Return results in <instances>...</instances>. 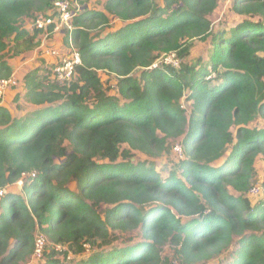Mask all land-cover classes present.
<instances>
[{"label":"trees","instance_id":"trees-1","mask_svg":"<svg viewBox=\"0 0 264 264\" xmlns=\"http://www.w3.org/2000/svg\"><path fill=\"white\" fill-rule=\"evenodd\" d=\"M54 1L0 0V78L13 74L10 51L39 45L42 30L24 22ZM81 1L66 33L82 58L74 79L35 69L25 84L37 109L14 116L0 103V264L35 254L40 235L53 247L32 264H166L167 244L182 264H264V180L262 197L249 195L264 159V126L253 125L264 123V0H234L245 18L217 32L219 0H106L103 11ZM113 19L122 26L110 29ZM209 38L208 63L152 67ZM102 73L115 76L117 93L106 92ZM171 139L184 156L168 177L133 161V150L161 157ZM136 230L141 241L114 244L117 231ZM60 245L83 256L59 259Z\"/></svg>","mask_w":264,"mask_h":264},{"label":"rangeland","instance_id":"rangeland-1","mask_svg":"<svg viewBox=\"0 0 264 264\" xmlns=\"http://www.w3.org/2000/svg\"><path fill=\"white\" fill-rule=\"evenodd\" d=\"M157 1L161 4H163V2H164V0H157ZM81 3H82V1H81ZM105 3H106V0H88V2L86 4L91 9L103 11V10H105ZM233 3H234V0H219L218 1L217 8L210 15V19L213 22V29L215 30V32L219 31L220 29L229 30L245 18L244 16H239L238 14H236L234 12ZM122 24L123 23L121 20H119V19L114 20L113 19L112 26L109 28L112 30H116L120 26H122ZM104 30L103 31L99 30L96 33L98 35H100L101 33L104 32ZM66 33H67V31L65 32V34L63 33V36L65 38L67 35ZM41 39H43L42 34H41ZM8 40H9L10 46H12L13 45L12 38H10ZM54 41H55V37L53 35L49 36L47 38V41H46L47 43L45 42L46 44L44 43L43 44L44 46L42 48H40L41 50L39 52V55H41L42 53H45V51L47 49L48 51H50V53L52 55L53 54L59 55L58 59L56 61L54 60L52 63H50L49 61L47 62L46 60L36 61L39 63L38 68L41 69L42 73L43 72L47 73L48 75L51 76V79H54L53 74H52L53 67L56 65V63L61 58H63L69 52V51L64 52L61 50H60V52H57L56 51L57 48L53 44ZM41 43H42V40H41L40 44ZM69 45H70V39H68V41L66 39L65 46L70 48ZM212 49H213V44H212L211 38H209L208 40H205V41L197 39L194 41V45L191 49L190 54L186 58L183 59L176 52V56L174 59L177 61V64L172 63L171 65H174V66L177 65V67H179V66H181V64L183 62L184 63L185 62L196 63V62H198L199 59L202 60V63L203 62L208 63L210 61ZM23 54L26 55L27 52L24 51L22 53H16V52L10 51L7 54L8 58L11 59L12 62L15 63L13 72H14L16 79H17V85H14L11 88H9L6 91L5 96L3 97V100L1 101V104L4 103L6 101L5 100L6 96H8V95L10 96L11 94H13L14 96L10 100L9 106L12 108V114L16 115V116H25L26 114L32 112V109H33L31 107L30 102H29L28 98L26 97V95L23 96L22 93H23L24 89L27 90V87L25 84V81H26L25 79H26L28 73H30L33 70L32 68L34 67V65H33L34 61H29L28 63L25 62L24 61L25 58H23L25 55L22 56ZM165 54H169V53H165ZM162 55H161L160 59L157 61L158 65H162L160 62L161 60L163 61ZM167 57L168 56H166V58ZM141 71H142V69H137V71L134 74L137 76L141 73ZM215 76H216V73L214 72L210 77H215ZM101 78H102V81L104 83V89L106 90L107 93H109V94L117 93V87H116L117 79L115 78V76L110 75L108 73H102ZM211 83L213 85L217 82L213 81ZM187 97L188 96H186L182 99V105H183V107H185L187 109V112L190 114L191 110H192V102ZM253 125L264 126V123H262L261 121H256ZM169 143H170V150L168 152L164 153L161 157L151 158L150 156L146 155L145 153H143L141 151L133 150L132 159L135 162H140V161H145V160H147L148 162H153L155 164L157 170L161 173L162 177L166 178L170 175V172L173 169H175V163L182 160L183 156H184V153H181L177 150V146L182 147V145H183L181 139H176V140L171 139ZM123 147L128 148V145L125 144V145H123ZM263 180H264V159L259 158L257 160L256 165H255L253 187L260 186L261 191L259 193L255 194L251 190L249 193L251 199L254 202L258 201L260 199V197H262ZM23 183H24V180L21 179L16 184V186L12 187V189L13 188L16 189V187L23 185ZM116 233H117L118 239L114 242V244L116 246H119V247L125 246L127 244H133V243H136V242L141 241L143 239L141 232L138 230L130 231L127 233H121V232L117 231ZM38 234H37V236H39ZM97 245L98 244L93 245L94 247H92V249L94 251H97V250L99 251L100 249H103V248H99ZM86 246H87V251H86V253H84V255L91 254V252H92V251H90L91 245L87 244ZM52 247H53L52 242L46 237V243H45V247L43 249L42 254L41 255H37V254L30 255V256L26 257L25 261L21 262V264H32V263H35L36 261L44 259V252L45 251L49 252L52 249ZM235 249H236V246H234L231 249V251L233 252ZM56 250L58 252L57 258L62 259V260L66 259L67 261H70L72 263L77 262L83 256V255H81L82 253L76 254V252L71 250L66 245L57 246ZM66 251H67V254L65 253ZM229 253L230 252H227L224 255L225 259ZM161 255H162V258L164 260V263H166V264H182V262L180 261V259L178 257L176 247H174L173 245L167 244L164 247H162ZM226 260H228V258ZM223 261L224 260L218 262L216 260V262H214V263H203V264H221Z\"/></svg>","mask_w":264,"mask_h":264},{"label":"built area","instance_id":"built-area-1","mask_svg":"<svg viewBox=\"0 0 264 264\" xmlns=\"http://www.w3.org/2000/svg\"><path fill=\"white\" fill-rule=\"evenodd\" d=\"M82 9L83 4L81 3V0H55L53 8L49 9L47 12L37 14L36 17L32 18V22L36 29L42 30L43 40L46 41L47 38L54 33H65V31L71 32L74 28V18ZM69 39V52L61 58L52 69L53 77L62 84L70 83L76 76L77 66L82 64L81 54L73 37L70 36ZM166 56L168 57L166 58ZM175 56L176 52H171L169 54L164 53L162 55L163 61L161 60L160 62L161 64L168 65H171L172 63L177 64V61L174 59ZM157 61L152 67L158 66ZM14 85H17V79L14 73L10 77L0 78V103L3 100L6 91ZM177 150L184 153L183 146H177ZM252 188L253 189L251 190L255 194L261 191L260 186ZM0 194L3 193L0 192ZM45 243L46 237L40 235L37 238L35 254H42Z\"/></svg>","mask_w":264,"mask_h":264},{"label":"crops","instance_id":"crops-1","mask_svg":"<svg viewBox=\"0 0 264 264\" xmlns=\"http://www.w3.org/2000/svg\"><path fill=\"white\" fill-rule=\"evenodd\" d=\"M24 26L25 27H27L29 30H31V31H34L35 30V27H34V25H33V22H32V18H30V19H27L25 22H24ZM53 36L55 37V41H54V45H55V47L58 49H56V51L57 52H60V50L61 51H64V52H68L69 51V48L68 47H66L65 46V40H66V38L63 36V32H57V33H54L53 34ZM64 37V38H63ZM41 40H42V43L40 44L39 43V45L38 46H36L33 50H31V51H27V54L25 55V54H23L22 56H24L23 58H25L24 59V61L25 62H29V61H34L33 62V65H34V67L32 68L33 70L34 69H38L39 70V74L40 75H44V74H47V73H45V72H43L42 73V71H41V69L40 68H38L39 66V63L38 62H36V61H39V60H46L47 62L49 61L50 63H52L54 60L56 61L57 59H58V57H59V55H52L51 53H50V51H48L47 49H46V51H45V53H42L41 55H39V52H40V48H42L44 45V43L47 41H44L43 39H41L40 38V42H41ZM47 43V42H46ZM45 43V44H46ZM54 47V48H55ZM67 50V51H66ZM9 61H10V64H11V66H12V68H13V70H14V62H12V60L11 59H9ZM31 69V70H32ZM32 70V71H33ZM14 73V72H13ZM11 88V87H10ZM9 93V92H8ZM22 95L24 96V95H26V97H27V90H23V93H22ZM14 95L13 94H11L10 96L8 95V96H6V101L4 102V103H2V105H4V106H6V107H8L10 110H11V112H12V108L9 106L10 105V100L12 99V97H13ZM17 99V98H16ZM27 99V98H26ZM30 105H31V107L33 108L32 109V111L33 110H35V109H37L39 106L38 105H35V104H33V103H31L30 102ZM14 116H16V115H14Z\"/></svg>","mask_w":264,"mask_h":264},{"label":"clouds","instance_id":"clouds-1","mask_svg":"<svg viewBox=\"0 0 264 264\" xmlns=\"http://www.w3.org/2000/svg\"><path fill=\"white\" fill-rule=\"evenodd\" d=\"M66 32V31H65ZM69 31H67V33H68ZM65 34V33H64ZM70 46V45H69Z\"/></svg>","mask_w":264,"mask_h":264}]
</instances>
